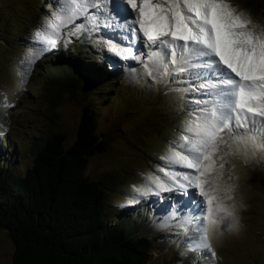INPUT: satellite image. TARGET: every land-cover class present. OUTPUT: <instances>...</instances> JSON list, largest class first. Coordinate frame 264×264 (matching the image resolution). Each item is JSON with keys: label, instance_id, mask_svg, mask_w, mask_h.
<instances>
[{"label": "rangeland", "instance_id": "obj_1", "mask_svg": "<svg viewBox=\"0 0 264 264\" xmlns=\"http://www.w3.org/2000/svg\"><path fill=\"white\" fill-rule=\"evenodd\" d=\"M0 1L3 11L0 100L15 105L0 109V144L8 140V150L14 147L15 152L7 160L13 161L18 175L32 167L37 152L35 145L44 146L54 133H64L67 146L74 144L85 106H89L98 120L97 134L103 136L107 150L89 160L85 175L113 189L109 192L106 213L116 216V223H134L133 237L147 236L157 244L147 264H264V148L254 151L249 146L245 150L225 137L227 145L222 146L221 152L224 177L234 187L231 193L234 200L226 202L234 205V215L220 219L209 229V240L216 252L214 259L207 249L190 247L198 239L199 233L194 229L199 225L190 224L185 229L181 218L163 225L167 213L163 216L158 213L161 205L151 195L139 203L127 202L134 195L132 186L141 183V173L163 164L160 157L178 138L187 118L185 105L195 107L194 93L176 91L186 87L181 83L154 82L143 75L136 61H119L121 65H131L135 71L124 67L109 69L108 61H117L119 57L109 53L103 43L96 42L91 44L93 51L89 56L83 53L80 42L92 43L86 33H81L79 38L73 36L67 47L59 41L32 66L31 74L21 86L20 61L32 46L33 33L45 15L55 9L45 0ZM231 3L250 16L254 24L264 27V0H231ZM100 31L102 34L94 33L91 38L107 33L102 27ZM71 50L80 58L79 62L74 63L73 71L66 70V76L57 73L55 68L61 66L63 59L75 62ZM89 62L93 63L86 65ZM76 68L81 69L80 74L74 71ZM182 77L183 74L178 79ZM51 80L56 83L53 93L47 94L43 90ZM168 210L169 207L164 212ZM15 251L10 233L0 226V264H14Z\"/></svg>", "mask_w": 264, "mask_h": 264}, {"label": "snow or ice", "instance_id": "obj_2", "mask_svg": "<svg viewBox=\"0 0 264 264\" xmlns=\"http://www.w3.org/2000/svg\"><path fill=\"white\" fill-rule=\"evenodd\" d=\"M101 27L109 34L95 42L119 57L108 61L109 69L135 71L119 61H136L154 82L181 83L186 87L176 91L194 93L195 107L185 105L187 118L160 157L163 164L141 173L127 203L150 195L168 201L169 219L180 217L185 229L200 226L190 247L207 249L214 259L209 229L234 215L226 202L234 200V187L224 177L225 137L245 150L264 148V27L231 0H57L20 61V85L59 41L67 47L73 36L91 38ZM14 106L0 100V109Z\"/></svg>", "mask_w": 264, "mask_h": 264}, {"label": "trees", "instance_id": "obj_3", "mask_svg": "<svg viewBox=\"0 0 264 264\" xmlns=\"http://www.w3.org/2000/svg\"><path fill=\"white\" fill-rule=\"evenodd\" d=\"M88 51L84 48L83 53L89 56ZM71 58L75 62L63 59L61 66H55L57 73L66 76V70L73 71L80 58L73 54ZM74 71L80 74L81 69ZM52 81L43 90L47 94L53 93L56 82ZM97 121L93 110L85 106L76 142L67 146L62 132L49 136L44 146L35 145L32 167L21 176L15 172L13 161L7 160L15 152L14 147L8 150V140L0 144V226L14 241V264L149 262L157 244L147 236L133 237L134 223H116L117 217L106 213L113 189L85 175L89 160L107 150L103 136L97 134Z\"/></svg>", "mask_w": 264, "mask_h": 264}, {"label": "bare ground", "instance_id": "obj_4", "mask_svg": "<svg viewBox=\"0 0 264 264\" xmlns=\"http://www.w3.org/2000/svg\"><path fill=\"white\" fill-rule=\"evenodd\" d=\"M170 195H174V194H171V193H162L161 196H170ZM151 199H155V200H160V197H156V196H152L151 195ZM169 202L168 201H164L163 203H160V207L158 208V213L161 214L162 216L164 215V210H166L169 206H168ZM172 211V210H171ZM171 211L169 213L166 214V218H163V225H169V224H172V222H174V220L177 218V217H174V218H171L169 219V217L171 216Z\"/></svg>", "mask_w": 264, "mask_h": 264}]
</instances>
